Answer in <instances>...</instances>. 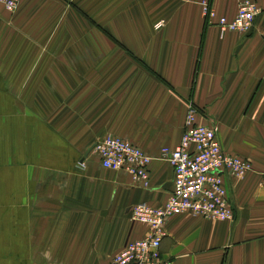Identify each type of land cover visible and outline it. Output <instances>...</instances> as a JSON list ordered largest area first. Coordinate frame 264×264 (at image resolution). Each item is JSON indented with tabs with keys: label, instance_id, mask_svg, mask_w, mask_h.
Listing matches in <instances>:
<instances>
[{
	"label": "crops",
	"instance_id": "obj_1",
	"mask_svg": "<svg viewBox=\"0 0 264 264\" xmlns=\"http://www.w3.org/2000/svg\"><path fill=\"white\" fill-rule=\"evenodd\" d=\"M202 1L0 4V264H110L148 236L132 208L166 204L175 174L160 152L180 144L191 107L253 170L225 176L233 221L169 217L162 259L264 264V0L251 32L224 35ZM211 4L237 13L236 0ZM107 135L152 158L148 188L102 166L93 147Z\"/></svg>",
	"mask_w": 264,
	"mask_h": 264
},
{
	"label": "built area",
	"instance_id": "obj_2",
	"mask_svg": "<svg viewBox=\"0 0 264 264\" xmlns=\"http://www.w3.org/2000/svg\"><path fill=\"white\" fill-rule=\"evenodd\" d=\"M21 1L0 0V4L9 12H15ZM236 1L238 9L232 20L218 17L211 0L201 3L205 20L217 25L221 35L251 32L262 12L254 0ZM161 26L157 24L156 27ZM196 115L197 111L191 107L177 147L161 149V159L172 166L175 174L174 187L166 204L162 208H154L141 203L132 208L133 221L148 225L150 233L129 242L110 264H169L162 259L160 248L166 220L171 216L190 213L195 217L218 221L235 219L225 176L244 179L253 166L247 159L224 150L216 128L197 124ZM93 150L104 168L126 172L138 186H150L149 165L152 158L135 144L107 135L97 140Z\"/></svg>",
	"mask_w": 264,
	"mask_h": 264
},
{
	"label": "rangeland",
	"instance_id": "obj_3",
	"mask_svg": "<svg viewBox=\"0 0 264 264\" xmlns=\"http://www.w3.org/2000/svg\"><path fill=\"white\" fill-rule=\"evenodd\" d=\"M12 13H14V12H12ZM4 41H6V40H3V42ZM7 41H9V40H7ZM9 45V44H8ZM8 45H4L3 44V49H7L5 52H6V54L7 55H10V52L12 51H14V49H13V47L12 48H9L8 47ZM19 56V61L20 62H25V61H27V58H32L33 60V62L34 63H39V62H42V61H50V62H52V61H58V59H60L61 57H63V56H58V55H31V56H28V55H18ZM15 57V56H14ZM7 58H9V57H5V55L3 56V63H7L5 60L7 59ZM10 59L11 58H9V61H10ZM66 61V60H65Z\"/></svg>",
	"mask_w": 264,
	"mask_h": 264
},
{
	"label": "bare ground",
	"instance_id": "obj_4",
	"mask_svg": "<svg viewBox=\"0 0 264 264\" xmlns=\"http://www.w3.org/2000/svg\"><path fill=\"white\" fill-rule=\"evenodd\" d=\"M21 4V3H20Z\"/></svg>",
	"mask_w": 264,
	"mask_h": 264
}]
</instances>
